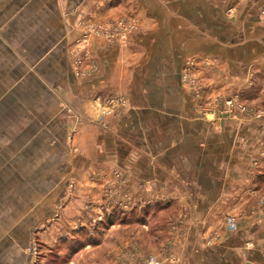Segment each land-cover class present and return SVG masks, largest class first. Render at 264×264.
I'll list each match as a JSON object with an SVG mask.
<instances>
[{"label":"crops","instance_id":"crops-1","mask_svg":"<svg viewBox=\"0 0 264 264\" xmlns=\"http://www.w3.org/2000/svg\"><path fill=\"white\" fill-rule=\"evenodd\" d=\"M71 3L0 0V126L20 127L0 134V164L17 171L31 158L40 180L42 151L51 188L78 169L85 212L89 199L117 222L159 210L176 228L167 233H184L161 264H264L263 0H139L126 37L78 43ZM94 96L112 113L91 115ZM60 99L83 113L75 155L48 128L61 125ZM115 250L111 264L132 263Z\"/></svg>","mask_w":264,"mask_h":264},{"label":"rangeland","instance_id":"rangeland-1","mask_svg":"<svg viewBox=\"0 0 264 264\" xmlns=\"http://www.w3.org/2000/svg\"><path fill=\"white\" fill-rule=\"evenodd\" d=\"M80 2L81 0H72L71 3L73 10H76L72 21L76 36L72 43L94 39L96 36L111 38L119 34L126 37L129 27L138 23L135 14L139 8V0ZM101 3L106 7L104 15L96 13V7ZM261 8H264V0ZM73 50L72 71L75 76L82 77L88 72L81 67L78 48ZM92 100L96 106L90 103L95 107L89 108L91 115L112 113L111 107L100 106V97L94 96ZM106 101L111 103L110 100ZM58 104L51 120L61 121V125H49L48 128L52 134L64 135L68 150L75 155L78 148L73 139L83 113L61 99ZM216 112L215 115L219 117L226 114L224 110ZM261 112L264 115V110ZM30 128L25 127L29 132ZM19 130V126H0L3 137L15 136ZM46 134L48 135L47 131L42 132L41 141ZM43 154L40 151V180L36 179V174H31V158H28L29 161L24 166L20 162L17 171L6 169L8 163L4 164L10 160L8 158L0 164V170L5 169V175H1L0 179V264H111L112 253L116 248L121 252V262L124 258L122 254L129 252L133 256L132 263L137 264V259H140L139 262L144 264L149 254L158 256L160 249L174 245L177 236L181 238L184 235L167 233L166 230L176 228L173 222L160 216L159 210L151 215L134 214L128 220L117 222L110 220L111 212L96 210L94 205L91 206L90 203H94V200L89 199L87 214L79 206L81 199L85 197V189L81 188L83 181L78 169L72 166L69 171L62 173L61 183L56 182L51 188L50 180L46 181L48 176L50 178V168L47 157H43ZM55 160L53 162L58 161ZM11 161L14 162L15 159L11 158ZM54 168L58 172L61 169L57 166ZM55 176L58 178L59 174ZM260 199L264 200V197H259L258 205ZM98 247L101 250L97 251Z\"/></svg>","mask_w":264,"mask_h":264},{"label":"built area","instance_id":"built-area-1","mask_svg":"<svg viewBox=\"0 0 264 264\" xmlns=\"http://www.w3.org/2000/svg\"><path fill=\"white\" fill-rule=\"evenodd\" d=\"M107 100H110L111 102L116 100L114 97H110ZM230 99L227 100V103H230ZM238 107L241 109V111L247 110L246 106L244 104H237ZM262 112L255 113V116H261ZM256 163V161H254ZM259 205L262 207L264 206V201L262 199L259 200ZM225 224L228 229L233 230L236 228V218L233 215H228L225 219ZM145 264H161V260L159 257L155 254H149L145 260Z\"/></svg>","mask_w":264,"mask_h":264},{"label":"trees","instance_id":"trees-1","mask_svg":"<svg viewBox=\"0 0 264 264\" xmlns=\"http://www.w3.org/2000/svg\"><path fill=\"white\" fill-rule=\"evenodd\" d=\"M110 220H112V219H110Z\"/></svg>","mask_w":264,"mask_h":264}]
</instances>
